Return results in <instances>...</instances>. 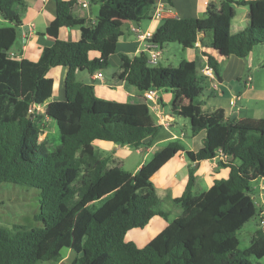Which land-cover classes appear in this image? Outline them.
I'll return each instance as SVG.
<instances>
[{
	"label": "trees",
	"instance_id": "16d2710c",
	"mask_svg": "<svg viewBox=\"0 0 264 264\" xmlns=\"http://www.w3.org/2000/svg\"><path fill=\"white\" fill-rule=\"evenodd\" d=\"M52 1L55 18L45 33L55 37L62 27H79L78 41L56 38L42 49L38 61L17 59L6 51L16 39V29L0 27V185L37 189L39 213L34 219L42 224L13 230L0 226V264L57 262L64 249L75 254L69 264H264L260 219L247 249H238L236 236L263 210L256 204L251 183L264 178V121L253 125L226 118L223 109L204 111L199 98L207 77L199 75L195 62L149 66L146 51L132 58L119 54L118 78L137 90L139 103L97 97L93 85L76 81V72L92 75L106 69L123 35L118 20L128 19L131 3L139 12L151 7L153 0H88L98 7L94 20L79 16L78 0ZM234 5L249 10V25L237 35L230 34ZM26 7L25 0H0V16L11 19L16 9ZM201 35L210 37L209 48L219 57L245 58L255 47L264 48V0H221L219 13L210 4L202 18H165L146 42L159 48L177 43L188 49ZM205 55L219 76L217 61ZM54 67H65L67 72L65 99L45 107L60 142L48 153L44 143L37 146L45 125L42 116L29 110L52 97L54 81L47 74ZM151 89L169 91L175 101H186L179 107L174 103L171 115L189 120L192 137L205 131L201 148L188 151L179 140H172L134 174L118 166L109 168L110 159L99 156L94 141L140 149L169 137L143 97ZM179 153L191 163L221 154L225 160H219L218 167L227 168L228 177L194 195L195 168L190 167L185 191L173 200L182 215L141 248L126 242L128 231L166 215L159 210L151 179Z\"/></svg>",
	"mask_w": 264,
	"mask_h": 264
},
{
	"label": "crops",
	"instance_id": "0c3cea01",
	"mask_svg": "<svg viewBox=\"0 0 264 264\" xmlns=\"http://www.w3.org/2000/svg\"><path fill=\"white\" fill-rule=\"evenodd\" d=\"M238 1V0H233ZM80 4L85 3L86 7L80 6L78 11L79 16L94 20L93 6L88 4V0H78ZM133 2V0L131 1ZM221 0H153V3H149L151 7H141L139 12L134 8V3L130 4L129 9L126 11L128 19L118 20V23L122 29L123 35L117 43L116 51L110 56L109 62L114 57L119 58V54H126L130 58L137 55L139 52L144 51L146 47V40L144 37L149 34L152 36L156 29L160 26L165 18H202L206 7L210 4L214 5L217 13L220 12ZM26 9H16L14 17L11 19H4L0 16V27H13L17 31L16 39L13 43L18 49L16 52H9L8 54L12 58L28 59L30 61H38L41 55V51L44 47L52 45L56 38L63 41H78L80 39L79 27L59 29L57 35L49 36L45 33L49 24L55 18V4L52 0H25ZM148 3V2H147ZM235 16L231 20L230 34L237 35L245 31L249 25L248 6L234 5ZM155 14H159L156 16ZM20 18L17 23H12L10 20ZM138 20V23L135 22ZM17 39L21 41V44L17 43ZM210 37L208 35H201L193 48L179 49L177 46H170L172 49L180 51L179 58L166 59L168 65L175 67L174 63L178 64L185 60L188 62H195L197 69L199 68L200 74L204 75L203 70L208 66L207 57L205 54L212 55L218 63L219 78L221 83L230 84L229 91L231 95L230 110L223 109L225 117L230 119V114L235 112L234 119L236 121L246 120L245 112L241 109L235 110L234 103L241 104L242 96L235 92L237 89L234 86V82L239 80L240 74H244L247 67H250L253 58V51L256 47L245 57L238 58L235 56L219 57L215 52L209 48ZM264 51V50H263ZM161 55L164 53V47L160 48ZM162 56H160L159 63ZM120 60V59H119ZM121 61L118 62L119 69L111 74V77H106L102 72H95L90 75L87 71H77L75 74L76 81L83 84H91L94 87V92L97 97L116 101L120 103H139V93L137 90L126 84L125 81L120 80L118 75L120 73ZM220 66L222 68L220 69ZM209 67V66H208ZM231 70V71H229ZM67 72L65 67H54L49 70L48 77L54 81V90L52 97L47 101L43 107L52 101H62L65 99L64 80ZM100 73L102 79H94V75ZM214 74V73H213ZM215 75V74H214ZM207 77V76H206ZM206 82L211 83L214 88L215 82L207 78ZM216 80V79H215ZM161 91H157V114L153 113V116L158 124V116L164 117L168 121V129H164L168 138L161 139L155 142L151 147L135 149L137 153L144 154L141 162L136 166L131 174H134L141 164H144L145 156H152L156 151H159L165 147V145L172 140H179L185 150L196 152L202 146V141L205 137V131H201L188 142L184 140L181 135L173 133V127L176 124L175 118L171 115L172 105L175 103L177 107L185 105L186 101L179 99L177 101L167 93L160 94ZM175 98V97H174ZM171 107L169 109L170 114L166 113L165 106L169 102ZM205 104L204 100H201ZM233 102V103H232ZM215 110V111H216ZM214 112V111H213ZM166 135V134H165ZM164 135V136H165ZM166 135V137H167ZM183 137V138H181ZM95 142L93 145L95 147ZM101 145L100 150L104 153L99 154L101 158H109L108 167L118 166L121 167L122 162L118 156V152L125 150L127 146L114 145L109 142ZM219 155L212 160L202 161L200 163L189 162L184 153H179L168 161L153 177V185L160 199L159 210L164 212L165 216H154L148 224L138 230L132 229L131 238L127 239L126 235L124 240L126 242H132L137 247H143L149 243L155 236H157L162 230H164L171 222L182 215V210L179 208L173 200L183 194L188 180V170L190 167L195 168V183L191 190L192 194L197 195L207 191L214 180L225 179L228 177L229 170L227 168L218 167ZM217 177V178H216ZM64 251L65 254H64ZM64 254V255H63ZM75 254L70 249H64L61 252V258L57 262H51L52 264H69L74 258Z\"/></svg>",
	"mask_w": 264,
	"mask_h": 264
},
{
	"label": "rangeland",
	"instance_id": "374dc122",
	"mask_svg": "<svg viewBox=\"0 0 264 264\" xmlns=\"http://www.w3.org/2000/svg\"><path fill=\"white\" fill-rule=\"evenodd\" d=\"M98 7L93 6V14H97ZM20 18L16 17L13 20H10L12 23H17ZM17 43L21 44V41L17 39ZM170 46H177L179 49L181 46L177 43H170L164 46V53L161 58V65H168L166 59H174L179 58L181 53L180 51L172 49ZM18 49L16 45L12 44L10 48L6 51L16 52ZM253 51V58L250 67L246 68L244 74H240L238 77L239 80L234 82V86L237 88L234 91L238 92L242 96L241 104L234 103L235 110L241 109L245 112L246 120L250 123L257 124L264 121V48L256 47ZM118 57H114L111 62H109V66L102 70L101 72L106 77H111V74L116 72L119 69ZM175 67L177 63L172 64ZM222 66H220V69ZM231 71V70H229ZM198 72L200 75V70L198 68ZM216 79V78H215ZM205 79L201 82V86L203 87V94L200 96L199 100H204L205 104H202V109L206 112H213L219 106L224 108L226 111L230 110L231 99H230V84H220L217 80H215V86L213 87L211 83H207ZM209 81V80H208ZM167 93L174 100V96L169 91L161 90L160 94ZM171 101L166 104L165 111L170 114ZM233 103V102H232ZM36 108L33 109L34 116H42V120L45 125L42 127V133L38 137L37 146H43V150L45 152H53L56 147L59 145V133L54 121L50 120L45 116V107L42 105L34 106ZM235 112L230 114V118L233 117ZM176 124L172 128L173 133L176 135H182L186 142L192 139V134L190 130V123L188 119L181 117H174ZM181 137V138H183ZM44 143V144H43ZM106 144L102 141L95 142V149L98 154L104 153L100 150L101 145ZM118 156L122 162L121 168L131 173L134 171L136 166L141 162L144 157V154L137 153L135 149L126 147L125 150L118 152ZM150 156H145V161H149ZM143 164L140 165V167ZM87 173V169L84 170V174ZM217 178V177H216ZM153 181V179H151ZM259 180L253 181L251 185L255 187L258 186ZM153 183V182H152ZM253 197L256 201L258 208H264V193L260 194L257 192V189L253 191ZM178 206V205H177ZM179 207V206H178ZM180 208V207H179ZM39 213V196L38 190L11 184V183H2L0 185V226L6 228L8 230H13L17 226L24 227L26 229H33L41 227L42 224L34 219V216ZM259 228V218L258 216H254L247 223H245L240 230L237 231L236 236L238 238V249L245 250L251 244V238L254 232ZM141 229V228H139ZM138 230V229H135ZM132 231L128 232L126 238L129 239L132 236ZM66 251H64L65 254ZM63 254V255H64ZM264 263V258L261 260ZM37 264H52L51 262H38Z\"/></svg>",
	"mask_w": 264,
	"mask_h": 264
},
{
	"label": "built area",
	"instance_id": "2783aa9c",
	"mask_svg": "<svg viewBox=\"0 0 264 264\" xmlns=\"http://www.w3.org/2000/svg\"><path fill=\"white\" fill-rule=\"evenodd\" d=\"M82 7H86L85 3L81 4ZM156 16H159V14H155ZM151 36L149 34H147L144 37V40L150 38ZM148 54V65L149 66H156L159 63L160 60V56H161V52H160V48L158 46H153L150 43H146V47L145 50ZM204 74L207 76V78H209L210 80L215 81V75L213 74L212 70L207 66L204 70H203ZM94 79H102V76L100 73L95 74ZM143 97L146 101V103L148 104L149 109L151 110V112L156 113L158 111V104H157V91L156 90H148L146 92L143 93ZM36 108V107H33ZM30 114H33V109L29 110ZM158 124L161 125L164 129H168L169 124L168 121L166 119H164V117H160L158 116ZM219 160L224 161L225 157L221 154H219ZM254 190L257 189V192L260 194L264 193V178L260 179L258 182V186L255 189V187H253ZM260 226L261 228H264V208L262 210V213L260 214Z\"/></svg>",
	"mask_w": 264,
	"mask_h": 264
},
{
	"label": "water",
	"instance_id": "95a60500",
	"mask_svg": "<svg viewBox=\"0 0 264 264\" xmlns=\"http://www.w3.org/2000/svg\"><path fill=\"white\" fill-rule=\"evenodd\" d=\"M215 78H216V80H217L219 83H221L222 80H221V78L218 77L217 74H215ZM233 119H234V116L230 118V120H233Z\"/></svg>",
	"mask_w": 264,
	"mask_h": 264
}]
</instances>
